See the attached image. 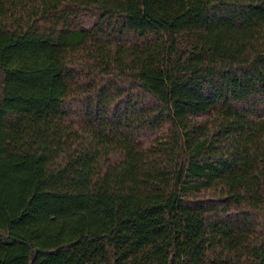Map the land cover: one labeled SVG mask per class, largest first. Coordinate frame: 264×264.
Masks as SVG:
<instances>
[{
  "label": "trees",
  "instance_id": "trees-1",
  "mask_svg": "<svg viewBox=\"0 0 264 264\" xmlns=\"http://www.w3.org/2000/svg\"><path fill=\"white\" fill-rule=\"evenodd\" d=\"M0 264H264V0H0Z\"/></svg>",
  "mask_w": 264,
  "mask_h": 264
}]
</instances>
